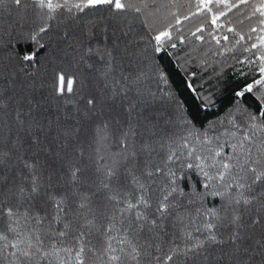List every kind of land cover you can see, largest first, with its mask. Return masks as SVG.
<instances>
[{
    "label": "snow or ice",
    "instance_id": "6c2138e0",
    "mask_svg": "<svg viewBox=\"0 0 264 264\" xmlns=\"http://www.w3.org/2000/svg\"><path fill=\"white\" fill-rule=\"evenodd\" d=\"M9 4L35 18L26 67L66 20L90 37V14L105 13L119 35L74 49L101 65L95 87L61 69L38 101L15 73L2 81L0 264H264V0ZM161 54L201 110L214 105L201 74L227 86L231 67L227 112L198 125Z\"/></svg>",
    "mask_w": 264,
    "mask_h": 264
},
{
    "label": "trees",
    "instance_id": "16d2710c",
    "mask_svg": "<svg viewBox=\"0 0 264 264\" xmlns=\"http://www.w3.org/2000/svg\"><path fill=\"white\" fill-rule=\"evenodd\" d=\"M90 16L94 17L92 23L88 25L92 33L90 37L84 36L83 28L79 21L66 20L59 27H53L47 33L41 41L44 44V48L37 52L34 66L28 65L26 67L27 62H23L19 57L36 49L35 43L29 39L35 18L31 11L25 13L23 9H18L14 5L9 4L0 8V87H7L2 81L11 79L12 74L15 73L17 87L21 84L30 86L28 91L35 100L49 101L54 75L61 69L67 70L70 76L75 74L80 78L81 84L87 81L90 88L95 87L97 82L96 69L100 68L101 65L96 64L94 69H89L87 64L94 63V61L90 60L86 63H80L79 56L74 49L83 44L84 46L102 50L105 44L108 43L103 40V37L105 35L111 37L113 32L119 35V31L116 26L106 19L105 13L90 14ZM88 18L85 17L84 19L87 20ZM64 32H68V38H64ZM159 63L169 73L177 93L185 102L188 111L196 117L198 125L215 121L231 107L233 103L231 90L236 86L235 81L232 79L235 76V72L231 70V67L224 69V79L227 81V86L217 83L212 75L211 68L206 73L201 74L204 81L201 93H214L213 107L201 110L198 108L199 102L193 98L190 91L184 86L185 72L183 69H177L174 58L161 54ZM231 64L232 62L229 60V65ZM214 67L216 66L214 65ZM236 67L238 68L239 66L236 65ZM21 69L32 73V75L25 76L20 71ZM189 70L199 71V68L190 66ZM196 84L199 88L201 84L200 78H197ZM73 87H79V85L74 84ZM248 100L251 102L250 97ZM56 108L55 101H51L49 103V114L53 117L56 114ZM198 179L195 174L190 173L188 183H196L198 187ZM185 187L187 188V184Z\"/></svg>",
    "mask_w": 264,
    "mask_h": 264
}]
</instances>
